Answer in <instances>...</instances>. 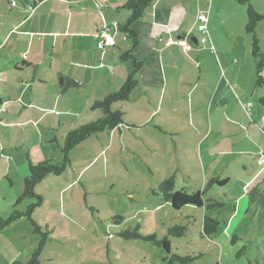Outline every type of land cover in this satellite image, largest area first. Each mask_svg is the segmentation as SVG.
Here are the masks:
<instances>
[{
  "label": "rangeland",
  "instance_id": "1",
  "mask_svg": "<svg viewBox=\"0 0 264 264\" xmlns=\"http://www.w3.org/2000/svg\"><path fill=\"white\" fill-rule=\"evenodd\" d=\"M117 1L127 0L101 3L108 6L114 2L115 14L122 10L121 14L130 15L118 7L121 3ZM175 1L181 6L188 2L189 22L195 21L202 8L204 12L210 7L213 10V0ZM250 1L264 14V0ZM15 2L22 8L21 0ZM216 2L223 22L219 28H212L214 16L210 11L209 41L202 45L190 40L189 51H208L219 59L218 65L206 56L202 77L195 73L198 69L184 66V83L178 86L170 78L169 98L160 103V114L139 131L133 125L144 122L153 107L139 100L145 90H136L129 102L114 106L125 113L122 133L117 129L92 136L71 152V165L62 175H49L36 186L43 204L35 210L32 220L48 235L38 258L40 264H170L174 254L197 258L189 264H264V196L253 190L255 186L245 188L258 167L244 170L245 166H233V157L225 153L233 142L240 148L247 146L246 120L262 123L264 108L260 98L264 89L257 87L253 39L246 32L247 7L235 0ZM9 8L7 0H0V22L18 14L19 8ZM8 28L0 27V41ZM191 29L192 37L201 40L198 22ZM214 32L218 33L217 40ZM118 36L119 40H127L125 34ZM257 36L264 54V20L258 25ZM174 37L171 44L176 43L173 41L178 36ZM116 42L120 43L118 39ZM173 44L171 50L189 52ZM6 52L0 50L1 63ZM182 53L178 55L184 59ZM196 59L193 61L197 65ZM9 60L6 58L0 67V95L13 99L20 97L23 90L18 91L20 84L13 80L14 71L6 70ZM171 94L179 99L173 102ZM151 103L156 109L159 106L155 99ZM4 107L0 105V219L7 221L14 211L26 213L38 202L37 198H27L18 204L30 173L29 161L62 162L59 146L64 145L68 133L98 121L103 113L79 107V114L54 111L41 122L23 123V118L3 113ZM19 108L20 103H12L6 109ZM13 121L15 124H11ZM239 168L245 172V181L240 179ZM173 175L176 191L187 189L190 193L202 191L212 179L231 177L228 186H214L205 196L219 199L226 206L207 212L192 207L174 210L154 192ZM260 191L264 192V185ZM205 214L221 222L213 236L202 234ZM177 225L187 227L185 237L168 236L169 229ZM136 230L143 238L168 237L172 253L143 238L127 240L121 236ZM42 233H36L28 216L6 227L0 235V264H29L39 249Z\"/></svg>",
  "mask_w": 264,
  "mask_h": 264
},
{
  "label": "crops",
  "instance_id": "2",
  "mask_svg": "<svg viewBox=\"0 0 264 264\" xmlns=\"http://www.w3.org/2000/svg\"><path fill=\"white\" fill-rule=\"evenodd\" d=\"M7 1L11 11L19 8L18 4L12 7L10 0ZM103 1L21 0L22 8H19L18 14L7 19L4 17L0 27L9 28L0 41V50L5 49L7 54L3 63L0 62V67L6 58L10 59V66L6 70L9 73L14 71L16 75L13 80L20 84H17L20 86L18 91L23 92L20 97L13 99H6L3 94L0 95V105L5 106L3 113L23 118V123L41 122L54 111L79 114L76 108L91 110L95 101L122 86L130 75L131 68L129 63L121 60V54L130 48V41L127 37V40L122 38L119 40L118 26L124 25L130 15L121 14L122 10L115 14L112 8L115 3L109 2L108 6L104 5L102 18L96 2ZM117 2L121 3L118 7H122L127 1ZM30 6H33L34 12ZM201 10L203 12L204 8ZM206 11H212L210 15L214 16L212 28L215 26L219 28L223 18L216 0H213V10L210 7ZM188 16V2H182L181 6L180 2L175 0H159L147 9L144 18L134 25L140 37V45L134 55L144 62L142 70L136 76L140 83L138 89L145 90L139 100L144 99L153 107V111L150 109L147 111L144 122L133 125L137 126L135 128L137 131L159 113L160 103L168 100L171 90L170 78H174L178 86L184 83L182 78L184 66L198 69L195 73L202 77L205 73L206 56L218 65L219 59L214 54L207 53L208 51L196 49L183 54L171 50L173 47L171 40L175 38L174 36L177 35L178 38L173 42H183L187 34L193 35L191 28L197 24V18L194 22H189ZM209 23L211 26L210 20ZM105 25H108L114 41L118 39L121 44L116 42L115 47L103 45L99 33ZM217 36L218 33L214 32V39L217 40ZM192 38L197 44L199 37L194 35ZM173 45L181 47L178 44ZM179 53L184 55V59L181 54L178 55ZM193 58H197V65ZM171 98L173 102L179 99L172 94ZM154 99L159 105L157 109L151 103ZM12 103H20L21 108L16 111L6 109ZM263 122L264 118L262 123L246 120L247 146L240 148L233 142L231 146H227L225 152L233 157L231 160L233 166H245L244 170L248 166L258 167L254 175L246 181L245 188L255 186L253 190L260 192L262 196L264 192L260 189L264 185V162L260 157L264 156ZM123 127L119 129L121 133ZM234 133L231 132L232 136L237 135ZM240 169L238 171L240 172L238 174H241L240 179L245 181V172L243 170L241 172ZM238 174L235 175L239 176ZM219 179L227 180L225 186H219L222 189L231 183V177Z\"/></svg>",
  "mask_w": 264,
  "mask_h": 264
},
{
  "label": "trees",
  "instance_id": "3",
  "mask_svg": "<svg viewBox=\"0 0 264 264\" xmlns=\"http://www.w3.org/2000/svg\"><path fill=\"white\" fill-rule=\"evenodd\" d=\"M157 0H127V2L120 8L130 12V17L124 25L118 26V32L125 34L130 41V48L121 54V60L130 64L131 73L122 84V86L106 97L97 100L93 103V110H101L103 117L96 122H91L87 124L80 125L78 128L71 130L65 138L64 145L59 146L63 153V161L55 162L53 160H48L41 162L39 164H34L29 161L30 173L25 179V187L22 197L19 199L18 204L27 198H37L38 202L29 207L26 213H20L14 211L11 217L7 220L0 219V235L2 231L21 218L28 216L36 228V233L41 234V228L32 220V215L35 210L42 206L43 199L41 196L37 195L35 188L49 175L60 176L62 175L68 167L71 165L70 154L75 149H77L82 143L87 141L94 135H98L104 132H113L115 130L121 129L122 126L126 125L125 113L120 109H114V106L119 103H126L131 100L132 94L140 88V83L136 76L142 70L144 62L140 61L134 54L140 45L139 34L135 31L134 25L144 18L147 9L153 6ZM238 4L247 7V26L246 32L252 35V57L255 61V71L257 76V87L264 89V77L262 72L264 69V54L260 46V40L257 36V28L260 22L264 20V14H260L256 8L252 5L250 0H235ZM115 45V43H114ZM113 45V46H114ZM115 47V46H114ZM260 104L264 108V95L260 98ZM78 124V123H76ZM78 126V125H77ZM176 176L173 175L167 180L160 183L157 190L154 191L156 195L160 196L163 201L170 203L173 209L176 211H181L183 208L192 207L196 209H202L211 211L214 209H221L226 206L224 202L214 197L205 198V196L210 195L211 190L214 186H225L227 180H220L219 178L212 179L205 184L202 191L190 193L187 189H182L176 191ZM189 218H194L189 217ZM221 222L215 217L207 216L205 214L203 219V235L213 236L216 234L220 228ZM187 227L186 226H175L170 228L168 231V236L174 238H183L186 236ZM43 239L40 243L39 249L35 252L33 260L29 264H40L38 258L42 252L44 245H46V240L48 235L42 233ZM127 240L131 239H141L143 238L138 230L134 232H124L121 235ZM238 238V237H235ZM147 242H152L156 246L163 248L168 254L172 253L171 241L167 238L159 240L156 235H151L143 238ZM202 255V254H201ZM197 258L193 256H179L172 255L169 263H181L189 264L195 261ZM220 264V263H215Z\"/></svg>",
  "mask_w": 264,
  "mask_h": 264
},
{
  "label": "built area",
  "instance_id": "4",
  "mask_svg": "<svg viewBox=\"0 0 264 264\" xmlns=\"http://www.w3.org/2000/svg\"><path fill=\"white\" fill-rule=\"evenodd\" d=\"M66 1V0H64ZM12 7H14L16 5L15 0H10ZM96 7L100 12V15L102 18H104V13H103V8H104V4L101 2H96ZM31 9L32 12H34V8L33 6L29 7ZM209 12H200L197 16V22H198V30L199 33L201 34L202 38L201 40L197 41V44H202V45H206L207 42L209 41V29H208V24H209ZM99 37L103 43V45L106 46H113L115 41H114V37L111 34V31L108 27V25H105L101 32L99 33ZM193 41L192 39V35L191 34H187L183 40V42H176L175 44L178 45H182L186 51H189L192 49V45L189 44V42ZM262 161L264 162V156L262 157Z\"/></svg>",
  "mask_w": 264,
  "mask_h": 264
}]
</instances>
